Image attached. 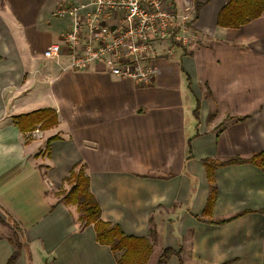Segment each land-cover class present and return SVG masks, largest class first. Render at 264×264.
I'll list each match as a JSON object with an SVG mask.
<instances>
[{
    "label": "crops",
    "instance_id": "1",
    "mask_svg": "<svg viewBox=\"0 0 264 264\" xmlns=\"http://www.w3.org/2000/svg\"><path fill=\"white\" fill-rule=\"evenodd\" d=\"M64 1L0 0V264L14 251L11 226L22 243L14 264H116L57 196L76 164L101 220L128 236L155 231L160 245L149 264L173 245L184 264H264V168H217L216 199L203 216L211 192L203 161L264 151V15L221 27L230 0H198L197 13L194 0H168L191 12L195 43L152 60V84L139 85L97 62L69 69L71 19L51 16ZM51 44L60 52L46 59ZM48 108L57 126L47 130L22 132L13 119ZM212 238L228 239L221 246Z\"/></svg>",
    "mask_w": 264,
    "mask_h": 264
},
{
    "label": "built area",
    "instance_id": "2",
    "mask_svg": "<svg viewBox=\"0 0 264 264\" xmlns=\"http://www.w3.org/2000/svg\"><path fill=\"white\" fill-rule=\"evenodd\" d=\"M51 16L71 19L63 35L71 71H87L97 62L113 77L139 85L152 84V60L177 47L191 49L196 40L191 12L174 9L168 0H65ZM59 52L60 46L51 44L43 55L52 59Z\"/></svg>",
    "mask_w": 264,
    "mask_h": 264
},
{
    "label": "trees",
    "instance_id": "3",
    "mask_svg": "<svg viewBox=\"0 0 264 264\" xmlns=\"http://www.w3.org/2000/svg\"><path fill=\"white\" fill-rule=\"evenodd\" d=\"M199 7L200 3L198 0H194L195 13L198 12ZM262 15H264V0H230L219 13L218 25L221 27L237 28ZM196 113L197 110H195ZM13 119L22 132H31L35 128L46 129L57 123L55 112L49 108L38 109L27 114L18 115ZM54 139H56V136L47 140L46 148L49 147V143ZM188 153L190 155L189 144ZM203 162L207 181L211 185V192L203 214L209 215L216 199V188L214 186L215 170L231 164H251L259 168H264V151L254 153L246 159L230 158L224 161L205 159ZM65 182L69 184V189L57 193V196L61 197L60 201L76 207L79 223L83 227L92 226L96 243L107 246L110 249L115 255L116 264L148 263L153 245L157 241L155 231L152 228L150 229L151 240H149L145 237L125 235L119 226L101 220V210L89 190V179L84 173L83 165H81L78 172H75L73 167L69 175L65 178ZM234 218L236 217L221 220L216 222V224H223ZM9 242L13 245L14 251L5 264H14L20 255L22 243L19 241L16 233L9 239ZM118 253L119 256L116 257ZM180 255V247L178 249L165 247L162 249L154 264H168L174 256L178 258L179 264H184L180 259ZM223 264H228V262H224Z\"/></svg>",
    "mask_w": 264,
    "mask_h": 264
},
{
    "label": "rangeland",
    "instance_id": "4",
    "mask_svg": "<svg viewBox=\"0 0 264 264\" xmlns=\"http://www.w3.org/2000/svg\"><path fill=\"white\" fill-rule=\"evenodd\" d=\"M57 126V123L55 124V125H53V126H50V127H48V128H46V130L47 129H50V128H53V127H56ZM36 129V128H35ZM42 130V129H41ZM231 165H237V164H231ZM227 166H229V165H227ZM224 167H226V166H224ZM80 168H81V165H79V164H76L75 166H74V171L75 172H78L79 170H80ZM68 186H69V184H67ZM69 189V188H68ZM67 189V190H68ZM67 190H62V191H67ZM60 197V196H59ZM203 216H206V215H204L203 214ZM235 217V216H234ZM230 218H232V217H230ZM227 219H229V218H227ZM223 220H226V219H223ZM219 222V221H218ZM220 225V224H219ZM8 235L9 236H12V235H14V228L11 226L10 227V231H9V233H8ZM149 240H151V238H148ZM200 239L201 240H203L204 241V239L205 240H207V238H198V241H200ZM226 239H228V238H212V240L214 241V244L215 245H223V246H225V244H224V241L226 240ZM251 240H252V238H250ZM208 240L210 241L211 240V238H208ZM187 241H188V239L187 238H183V244L184 245H187ZM159 243V242H158ZM158 243H155L154 245H153V249L154 250H158L159 249V245L160 244H158ZM204 243V242H203ZM251 245H252V243H251ZM169 247H172L173 249H178L179 248V245L178 246H169ZM153 251V250H152ZM152 254V256H153V253H151ZM117 256H119V253L118 254H116V257ZM150 258V257H149ZM185 258H186V261L188 262V263H192V262H194V261H201V260H195V259H193V258H191L190 256H185ZM207 260L208 259H210V257L209 258H206ZM202 261H205V260H202ZM149 262V261H148ZM224 262H228L229 263V261H224ZM224 262H222V263H219V264H223ZM150 263V262H149ZM149 263H147V264H149ZM205 263V262H204Z\"/></svg>",
    "mask_w": 264,
    "mask_h": 264
}]
</instances>
